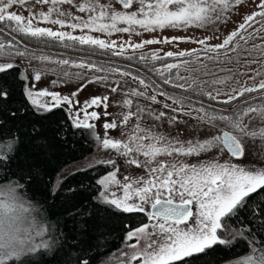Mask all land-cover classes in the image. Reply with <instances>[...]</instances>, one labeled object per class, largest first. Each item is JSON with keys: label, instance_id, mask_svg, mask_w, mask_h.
<instances>
[{"label": "snow or ice", "instance_id": "6c2138e0", "mask_svg": "<svg viewBox=\"0 0 264 264\" xmlns=\"http://www.w3.org/2000/svg\"><path fill=\"white\" fill-rule=\"evenodd\" d=\"M249 2L241 12L245 0H0L10 37L0 39V219L28 211L18 188L44 184L49 207L71 194L54 250L28 228V246L0 264H43L49 253L101 264L114 231L116 264H198L217 250L226 264H264V166L250 164L248 143L264 141V0ZM233 63L235 73L219 68L227 77L209 67ZM77 133L95 153L62 177L57 146ZM26 139L34 152L22 151ZM77 173L91 183L66 187Z\"/></svg>", "mask_w": 264, "mask_h": 264}, {"label": "trees", "instance_id": "16d2710c", "mask_svg": "<svg viewBox=\"0 0 264 264\" xmlns=\"http://www.w3.org/2000/svg\"><path fill=\"white\" fill-rule=\"evenodd\" d=\"M133 71L135 72L136 69L133 68ZM62 116H64L62 110H57L55 116H50L47 121H43L42 124L44 131L42 135L51 137L54 129V121L60 119ZM67 139L68 143L66 145H63L62 147L57 146L58 171L60 169H62L63 171L64 168L70 163L84 157L94 148V145L87 143L85 138H81L79 133H77V135L75 136L69 135ZM35 150L36 149L34 145L29 144L26 139L22 151L31 153ZM73 171L62 175V177L68 175L69 173H72ZM17 179L18 177H11L10 179H5L3 183H11L16 181ZM80 182L91 183V180L86 179L83 174L77 173L75 176H71L67 179L66 187L71 186L76 188L78 187ZM17 191L19 193V199L27 207L28 212L31 213V218L37 220L38 222H41L45 226L44 236L47 241L52 244L54 250L56 237L58 233L65 228L64 219L61 215L63 212L64 197L70 196L71 194L67 192L62 193L61 196L55 201L54 206L49 207V205H53V201L50 198H47L48 193L44 184H36L31 188H18ZM113 224L118 227L120 221L114 220ZM72 227L73 226L71 223L67 225L68 229H71ZM120 235L121 233L119 231H114L112 235L107 238L109 241L108 249L110 250V253L123 245L119 238ZM101 252L103 253L104 249H101ZM108 255L109 254L103 255L101 257V261ZM223 255L224 253L219 250H217L216 252L210 251L207 256L201 258L198 264H224L226 262L224 259H222ZM62 258L63 254H60L56 259H52L51 253H49V255L45 257L43 264H61ZM13 264H18V262H13Z\"/></svg>", "mask_w": 264, "mask_h": 264}, {"label": "rangeland", "instance_id": "374dc122", "mask_svg": "<svg viewBox=\"0 0 264 264\" xmlns=\"http://www.w3.org/2000/svg\"><path fill=\"white\" fill-rule=\"evenodd\" d=\"M253 7H254V4L252 2H249V0H245V3L241 7L240 11L241 12L250 11V10H252ZM14 10L22 11L21 9H19V7H17ZM24 14L26 15V13H24ZM233 27H234V24H232V23L228 24V28L229 29H231ZM220 29H221V31H223V26L222 25L220 26ZM201 32H202V30L195 32V34L196 35H200ZM173 34H176V33H172V32H165L164 33V35H173ZM179 34L182 35L183 33H179ZM113 38L115 39L117 37L114 36ZM124 38L127 39L126 36ZM0 39H2L1 36H0ZM133 39L134 40H139L141 38L140 37H133ZM215 42L216 41H213V43H215ZM151 47L152 48L163 47L165 50H172V51H176L177 50V47L175 45H153ZM178 47H179V49H191L193 47H196V45L190 44V43H182ZM130 63H133L134 65H136L135 62H130ZM209 67L213 71H215L217 73V76H219V77H227V76L231 75V73H229L227 71L220 72L219 68L231 67L232 72L235 73L240 68V65L235 64V63H233L232 65H219V66L210 64ZM134 69H136V68H134ZM137 70H140L141 74H143L142 71H141L142 68L140 69L138 67V69H136V71ZM69 71H74V70L69 69ZM181 74L183 75L184 73L182 72ZM201 78L202 79H205V78L206 79H215L216 77H214V76H208V77L201 76ZM51 79H56V76L55 75L47 76L46 79L42 80V84L43 83H47ZM74 79L75 78H73V82H74ZM235 79H239L240 83L243 84L247 80V77H243V76L234 77V79L231 82H229L227 85H217L216 87H221L224 90H228V89L236 86ZM128 84H129V86H135V82L131 81V80L128 81ZM49 86L51 87V85H49ZM71 86H72L71 84L68 85V87H71ZM96 88H97L96 85H89L88 88L81 94V99H83L85 96H88L91 92L95 91ZM56 90L66 92L67 88L61 86V87L57 88ZM159 99H162V98H159ZM140 102L147 103V102L142 101V100ZM257 103H258V101H257ZM156 107L158 108L159 105H157ZM117 110L118 109H114L112 107H110L108 109L109 112H114V111H117ZM178 127H182V125H179ZM248 143H249L250 151H251L250 164L251 165H255V166H264V141H260L259 139H257L254 142L253 141H249ZM90 153H95V146H94L93 150L91 152H89L88 154H86L84 157L88 156ZM84 157H82V158L70 163L68 166H66L64 168V170L62 171L61 176L64 175V174H67L70 171H73V170L77 169V167L80 166V165L86 164V161L83 159ZM17 195L19 196L18 191H17ZM18 203L22 204L23 207L25 209H27V207L21 202L20 199H19ZM24 214L27 216L29 214V212L27 211ZM31 219H32V222H33V227L30 229V231H31V234H32L33 241L36 242V243H39L41 240H47L45 238V236H44L45 226L41 222H38L37 220H35L33 218H31ZM36 233H40V235L38 236V235H36ZM122 247H123V245L121 247H119V248H122ZM118 249L112 251L105 259H103L101 261V264H116L115 256L118 253ZM224 264H226V263H224Z\"/></svg>", "mask_w": 264, "mask_h": 264}, {"label": "clouds", "instance_id": "9594fccd", "mask_svg": "<svg viewBox=\"0 0 264 264\" xmlns=\"http://www.w3.org/2000/svg\"><path fill=\"white\" fill-rule=\"evenodd\" d=\"M31 213L6 215L0 219V253L5 256L18 254L28 246L26 229L32 228Z\"/></svg>", "mask_w": 264, "mask_h": 264}, {"label": "water", "instance_id": "95a60500", "mask_svg": "<svg viewBox=\"0 0 264 264\" xmlns=\"http://www.w3.org/2000/svg\"><path fill=\"white\" fill-rule=\"evenodd\" d=\"M52 51H53V52H56V51H62V50L53 49ZM93 58H94V59H97V60H104V59H106V58H104V57H93ZM113 60H118V59H113ZM118 62H120L122 65L125 64V63H128V62H125V61H118ZM131 64L134 65L133 63H131ZM133 68L138 69V67L135 66V65H134Z\"/></svg>", "mask_w": 264, "mask_h": 264}, {"label": "flooded vegetation", "instance_id": "af4514ba", "mask_svg": "<svg viewBox=\"0 0 264 264\" xmlns=\"http://www.w3.org/2000/svg\"><path fill=\"white\" fill-rule=\"evenodd\" d=\"M1 38H2V39H10V37H5V36H1ZM98 57H102V56H98ZM104 58H106V57H104ZM98 61H101V60H98ZM140 69H141V68H140ZM139 71H140V70H139ZM141 71H142L143 74H145L143 69H142Z\"/></svg>", "mask_w": 264, "mask_h": 264}]
</instances>
